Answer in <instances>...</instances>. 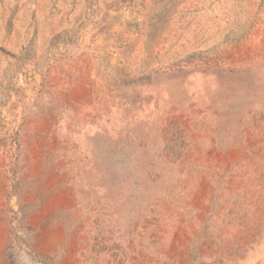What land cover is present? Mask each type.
<instances>
[{
    "label": "rangeland",
    "instance_id": "374dc122",
    "mask_svg": "<svg viewBox=\"0 0 264 264\" xmlns=\"http://www.w3.org/2000/svg\"><path fill=\"white\" fill-rule=\"evenodd\" d=\"M0 264H264V0H0Z\"/></svg>",
    "mask_w": 264,
    "mask_h": 264
}]
</instances>
